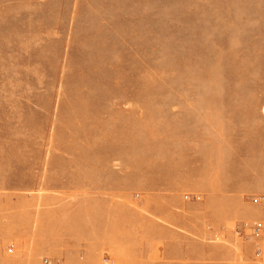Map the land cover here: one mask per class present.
Returning <instances> with one entry per match:
<instances>
[{
    "label": "rangeland",
    "instance_id": "1",
    "mask_svg": "<svg viewBox=\"0 0 264 264\" xmlns=\"http://www.w3.org/2000/svg\"><path fill=\"white\" fill-rule=\"evenodd\" d=\"M254 222L264 0H0V264H264Z\"/></svg>",
    "mask_w": 264,
    "mask_h": 264
},
{
    "label": "built area",
    "instance_id": "2",
    "mask_svg": "<svg viewBox=\"0 0 264 264\" xmlns=\"http://www.w3.org/2000/svg\"><path fill=\"white\" fill-rule=\"evenodd\" d=\"M253 201L255 203L259 202V198H254ZM262 232H264V222L239 225L236 230L237 235H243L246 239L259 238L262 236ZM8 251L12 252L13 249L9 248ZM257 256H262V251L260 249H258ZM41 264H65V262L58 259L44 258ZM103 264H112V261L109 258H105Z\"/></svg>",
    "mask_w": 264,
    "mask_h": 264
},
{
    "label": "crops",
    "instance_id": "3",
    "mask_svg": "<svg viewBox=\"0 0 264 264\" xmlns=\"http://www.w3.org/2000/svg\"><path fill=\"white\" fill-rule=\"evenodd\" d=\"M262 245H264V241L262 243H260V244L258 243L257 244V248L261 249L262 255L264 256V248H263ZM65 264H94V263H90L88 261H81V260L71 259L68 263L65 262ZM96 264H98V262Z\"/></svg>",
    "mask_w": 264,
    "mask_h": 264
},
{
    "label": "bare ground",
    "instance_id": "4",
    "mask_svg": "<svg viewBox=\"0 0 264 264\" xmlns=\"http://www.w3.org/2000/svg\"><path fill=\"white\" fill-rule=\"evenodd\" d=\"M250 32H252L251 29L249 30V33H250ZM250 36H251V35H250ZM250 39H251V38H250ZM238 72H239L238 69H233V70H232L233 75H235V74L238 73Z\"/></svg>",
    "mask_w": 264,
    "mask_h": 264
}]
</instances>
